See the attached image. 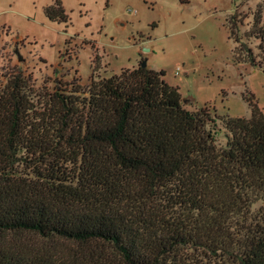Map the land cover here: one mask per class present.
I'll return each instance as SVG.
<instances>
[{
    "label": "trees",
    "instance_id": "16d2710c",
    "mask_svg": "<svg viewBox=\"0 0 264 264\" xmlns=\"http://www.w3.org/2000/svg\"><path fill=\"white\" fill-rule=\"evenodd\" d=\"M261 7L225 26L236 60L264 69ZM44 13L70 21L60 0ZM141 62L107 75L96 56L87 82L3 75L0 264H264V110L188 108Z\"/></svg>",
    "mask_w": 264,
    "mask_h": 264
},
{
    "label": "rangeland",
    "instance_id": "374dc122",
    "mask_svg": "<svg viewBox=\"0 0 264 264\" xmlns=\"http://www.w3.org/2000/svg\"><path fill=\"white\" fill-rule=\"evenodd\" d=\"M60 1L70 17L67 24L46 17L45 7L55 0H0V83L15 67L32 74L37 86L51 85L50 77L86 81L98 48L108 63L98 72L117 73L142 57L129 37L144 36L152 48L144 57L147 64L166 71L165 79L179 87L188 108L208 104L229 117H250L251 103L264 110V69L236 60L225 26L235 8L251 23L260 4L264 18V0ZM249 45L264 63L259 40ZM216 136L220 145L226 143L220 121Z\"/></svg>",
    "mask_w": 264,
    "mask_h": 264
},
{
    "label": "crops",
    "instance_id": "0c3cea01",
    "mask_svg": "<svg viewBox=\"0 0 264 264\" xmlns=\"http://www.w3.org/2000/svg\"><path fill=\"white\" fill-rule=\"evenodd\" d=\"M122 25H125L126 22H124L123 20H120L119 21ZM130 40H132L135 44H139L140 45V53H142V57L141 59H138L135 64H133L131 67H135L137 66L141 61L142 59H144V57H146L148 54H150L152 52V48L149 46L148 44V40L149 38H145L144 36H139V38L136 40V38L134 36H130L129 37ZM99 48L97 49V52H98ZM95 51V55H94V58L97 56L98 57V61H99V65H100V69L102 71V73L104 72V70H106V67L108 65V63L104 62L101 58V56ZM104 62V63H103ZM149 66V64H147ZM94 66V59H93V63H92V67ZM103 67V68H101ZM150 67V66H149ZM151 68V67H150ZM93 69V68H92ZM93 72V70H92ZM91 72V74H92ZM115 73V72H113ZM90 74V76H91ZM89 76V78H90ZM89 78L86 80V81H83V82H87L89 80Z\"/></svg>",
    "mask_w": 264,
    "mask_h": 264
},
{
    "label": "water",
    "instance_id": "95a60500",
    "mask_svg": "<svg viewBox=\"0 0 264 264\" xmlns=\"http://www.w3.org/2000/svg\"><path fill=\"white\" fill-rule=\"evenodd\" d=\"M15 52H16L17 55H18V59H19V61H23L24 58H23V56L20 54V52H19V50H18L17 48H16ZM141 65H142V66H147V60L144 59V60L141 62Z\"/></svg>",
    "mask_w": 264,
    "mask_h": 264
},
{
    "label": "built area",
    "instance_id": "2783aa9c",
    "mask_svg": "<svg viewBox=\"0 0 264 264\" xmlns=\"http://www.w3.org/2000/svg\"><path fill=\"white\" fill-rule=\"evenodd\" d=\"M178 72V71H177Z\"/></svg>",
    "mask_w": 264,
    "mask_h": 264
}]
</instances>
